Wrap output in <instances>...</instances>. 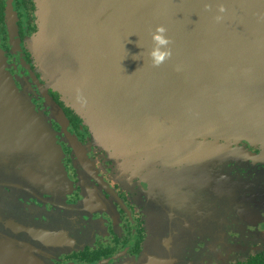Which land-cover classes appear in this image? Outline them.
<instances>
[{
  "label": "water",
  "instance_id": "obj_1",
  "mask_svg": "<svg viewBox=\"0 0 264 264\" xmlns=\"http://www.w3.org/2000/svg\"><path fill=\"white\" fill-rule=\"evenodd\" d=\"M36 2L40 28L30 48L40 71L115 154L129 157L139 144L158 158L234 153L264 161V0ZM158 25L167 29L171 56L154 66L148 52ZM18 96L0 48V166H22L14 153L34 146L40 153L26 157L27 167L51 156L58 167L38 192L58 191L67 177L63 150L32 102ZM245 141L260 152L234 146ZM26 170L33 181L42 176ZM39 227L0 213V264H46L40 244L64 240Z\"/></svg>",
  "mask_w": 264,
  "mask_h": 264
},
{
  "label": "flooded vegetation",
  "instance_id": "obj_2",
  "mask_svg": "<svg viewBox=\"0 0 264 264\" xmlns=\"http://www.w3.org/2000/svg\"><path fill=\"white\" fill-rule=\"evenodd\" d=\"M37 10L36 0H0V48L17 85L19 99L32 102L35 113L41 117L40 125L62 148L68 178L58 191L38 192L53 183V173L58 167H54L53 156L39 165L34 161L32 166L31 160L27 167L26 157L33 159L40 153L32 146L31 150L14 153H19L18 161L24 165L0 166V188L18 203L12 204V214L5 213L7 217L32 219L40 224V232L64 240L57 246L40 244L45 263L144 264L151 259L152 264H264V192L259 196L252 194L253 200H248L253 204L252 210L240 205L243 204L238 200L240 194L232 191L238 177L226 168L221 169L224 160L242 157L225 153V157L215 154L213 158L209 155L198 160L197 156L189 155L188 161L182 163L180 158L186 154L179 152L147 161L158 170L157 175L151 166L145 172L144 168L125 164L121 156L101 143L86 119L44 78L30 48L40 28ZM234 146L260 152L246 141ZM133 153L136 155V151ZM1 156L6 158L7 154L1 153ZM167 158L176 160L167 162ZM234 160L232 163L239 162L244 168L249 165V159ZM193 162L199 164L196 170H191L190 176L181 175L184 167ZM26 169L42 176L33 181L25 174ZM168 171H173V182ZM162 178L168 179L167 182H160ZM219 180L226 182L222 183L221 190ZM16 188L18 191L14 192ZM156 196L162 205L169 207L166 218L183 223L190 222L191 218L185 214L180 218L175 207L170 208L171 202L182 207H201L200 213L192 217L195 225L189 232L190 237L177 242L179 237H172L179 236L180 232L172 229L171 235L160 239V246L166 250L172 247L179 250L177 244L190 239L193 251L197 252L194 258L189 257L190 245L183 257L155 252L152 238ZM211 222L221 224V230L209 228ZM223 227L231 228L230 233L228 229L221 232ZM220 238L224 239L219 242ZM196 256L203 257L196 259Z\"/></svg>",
  "mask_w": 264,
  "mask_h": 264
},
{
  "label": "rangeland",
  "instance_id": "obj_3",
  "mask_svg": "<svg viewBox=\"0 0 264 264\" xmlns=\"http://www.w3.org/2000/svg\"><path fill=\"white\" fill-rule=\"evenodd\" d=\"M142 144H144V143L142 142ZM153 150H154V148H152L151 145L143 147L139 144H136V149L134 150V151H136V155H134V153H133L134 151H132L130 153L129 157H127L126 156L127 152L125 150H121L120 154L122 156L121 158L125 161V164L132 165V167H135V168H141V169L144 168V171H145L146 167L151 166L153 171H154V175H157L158 170L152 166L151 162H147L150 160L151 161L152 160L157 161L160 159L153 154L154 153ZM215 154L219 155V156H224L225 153H221V154L213 153V156L210 158H213L215 156ZM116 155H119V154H116ZM189 158H190L189 156H181L180 159H181V161H183L182 163H184V162L188 161ZM172 160H176V159L167 158L166 161L169 162ZM227 160H229V159H227ZM227 160H224L223 168H221V169L226 168L233 176L238 177L235 180V185L233 186L232 191H234V193L238 192L240 194V197L238 198V200L241 203H243L240 205L246 206V207L250 208V210H252L253 208L251 206H253V204L248 203V200L249 199L253 200L252 194L254 196H259L260 192H264V184L259 185L260 183H264V161L263 160L259 161L257 159H249V165L245 166V168H244L239 162L235 161L238 164L232 163V161L227 163ZM235 160H238V159H235ZM198 166H199L198 162H193L189 165H186L184 167L185 171L181 175L190 176L191 174H189V173L191 172V170L195 171ZM153 171L151 170L152 174H153ZM171 172H173V171H171ZM171 172L168 171V173L170 175V180L173 182V178H171ZM66 176H67V172L65 171V177ZM52 178H54V177H52ZM67 178H68V176L66 177V179ZM167 180L162 178V180L160 182H167ZM222 183H226V182H222V181L219 182V190L222 189V185H223ZM20 190H22V189H20ZM13 191L17 192L18 189L17 188L13 189ZM252 191H253V193H252ZM254 191H256V194L254 193ZM0 192H4L2 190V188H0ZM25 198H26V200H28L29 196L27 195ZM245 199H247V201H245L247 203H244ZM10 203L11 204L14 203L16 205L18 204L15 201L11 200V202H9V205H6L5 201L2 198H0V213L1 214H3V212H4V214L5 213L12 214L11 213L12 209L10 208V205H11ZM3 205H4V207L2 208ZM166 205L167 204L162 205L156 196V198L154 200V210H153V215H154V229H153V231H154V234H153L152 239L154 241V245H152V247H154L155 252L160 253L162 255H171V254L175 253V254H179V256L183 257L187 253V248L189 245H190L189 250L193 251V242L190 241V239L186 240L182 244L178 243L177 245L179 247V250L176 249L175 247H172L171 250H166V249L162 248V246H160V239H161V237H164L167 234L171 235L172 229H175L178 232H180L179 236H176L174 234L172 237L173 239L176 237H179L177 242L180 241V238H186L188 236L190 237L189 232L194 228V225H195L192 217H195L197 214L200 213L201 207L200 206H198V207L197 206H188V207L183 206L182 207L178 203L174 204L173 202H171L170 208L173 209L175 207V209L179 212L177 215L180 218L182 217L183 214L188 215V217L191 218L190 222L183 223V222H180V220H175L173 218H168V217L166 218V215L169 213L168 212L169 207H168V205L167 206ZM15 214H17V212L14 213V215ZM184 225L186 227H184ZM196 225H197V223H196ZM219 225H217L214 222H211L209 224V228L211 226H213L216 228L218 227L219 230H221L220 229L221 224H219ZM225 229H228V228L223 227L221 232H223ZM228 231L227 232L230 233L231 228H229ZM20 234L21 233H19L18 235H20ZM229 236H230V234H229ZM240 238L244 239L243 237H240ZM221 239H224V238H220L219 242L221 241ZM225 239L227 240L226 237H225ZM203 241H205V238ZM213 241H215V239H213ZM148 245L151 246L150 243H148ZM191 251L189 253V257L194 258V256L196 255L195 253H197V252L195 249L193 252H191ZM212 251H214V249H212ZM201 257H203V256H196V259H200Z\"/></svg>",
  "mask_w": 264,
  "mask_h": 264
},
{
  "label": "clouds",
  "instance_id": "obj_4",
  "mask_svg": "<svg viewBox=\"0 0 264 264\" xmlns=\"http://www.w3.org/2000/svg\"><path fill=\"white\" fill-rule=\"evenodd\" d=\"M219 11H225L222 5L220 6ZM216 19L220 20L222 17L217 16ZM151 37L153 41V47L148 52V56L154 66H159L171 56V49L169 48L171 41L167 36V29L163 25H158L151 33Z\"/></svg>",
  "mask_w": 264,
  "mask_h": 264
}]
</instances>
